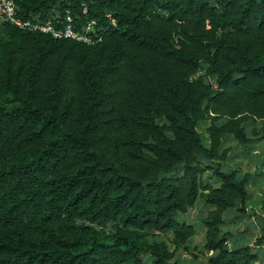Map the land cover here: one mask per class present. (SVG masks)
<instances>
[{"label": "trees", "instance_id": "trees-1", "mask_svg": "<svg viewBox=\"0 0 264 264\" xmlns=\"http://www.w3.org/2000/svg\"><path fill=\"white\" fill-rule=\"evenodd\" d=\"M13 1L101 40L0 23V264H179L196 226L206 264H264L224 229L264 180L224 170L227 142L264 140V0ZM196 203V226L180 222Z\"/></svg>", "mask_w": 264, "mask_h": 264}, {"label": "rangeland", "instance_id": "rangeland-1", "mask_svg": "<svg viewBox=\"0 0 264 264\" xmlns=\"http://www.w3.org/2000/svg\"><path fill=\"white\" fill-rule=\"evenodd\" d=\"M204 75V72L201 71L194 76V79L200 78ZM209 81H214L215 78H207ZM206 80V81H207ZM255 126L256 130H260L263 126L261 121H257L254 124H251L247 128L248 135L251 133V128ZM208 127L207 122H201L198 127V131L202 134L204 141L208 144V140L206 139L205 129ZM258 138H252V142L250 145L247 146H238L236 142L229 141L227 142L226 146L229 147L230 151V158L229 161L225 164L224 170L230 171H239V174H249L251 175V180L254 182L257 178V175L262 171L264 172V140L258 141ZM214 168V164L206 163ZM255 173H258L257 175ZM203 182L205 184L213 183L214 177L212 175V171H207L203 178ZM249 192V199H248V206L246 210V216L242 219L236 220V230H245V233H252L254 234V238L249 240L248 242H243L245 244H250V248L253 251H256L255 241L260 236V222L264 219V180H260L256 184H250L248 186ZM206 213V210L203 209L199 203H196L195 206L188 210L187 214L184 216H179L178 220L180 222H188L196 226L199 219L203 217ZM226 215V214H225ZM224 215V216H225ZM237 215V214H236ZM232 218V217H231ZM230 220L229 215L226 217V222ZM234 219H231V223L225 222L224 229L227 231H232ZM262 224V222H261ZM227 225V226H226ZM250 228V229H249ZM255 228V229H253ZM234 236L235 233L233 232ZM248 236V235H247ZM203 237L204 231L201 228L196 226V234L191 239L189 243V252L184 250L179 251L175 256V261L179 264H206L207 255L202 252L203 246ZM172 239L171 235H165L162 237V240L165 241L170 250L173 249V246L170 242ZM194 257H198L197 259ZM145 263L148 262L145 260Z\"/></svg>", "mask_w": 264, "mask_h": 264}, {"label": "built area", "instance_id": "built-area-1", "mask_svg": "<svg viewBox=\"0 0 264 264\" xmlns=\"http://www.w3.org/2000/svg\"><path fill=\"white\" fill-rule=\"evenodd\" d=\"M0 23H7L18 29L39 33L55 40H71L87 46L101 40L100 36L95 34L94 21L83 24L80 19H74L69 10L61 15L59 9H52L46 18L35 15L21 18L13 0H0ZM258 248L260 247H256L257 250Z\"/></svg>", "mask_w": 264, "mask_h": 264}, {"label": "crops", "instance_id": "crops-1", "mask_svg": "<svg viewBox=\"0 0 264 264\" xmlns=\"http://www.w3.org/2000/svg\"><path fill=\"white\" fill-rule=\"evenodd\" d=\"M227 215H229V217H230V220L228 221V222H226V217H227ZM232 217V218H231ZM231 219H233V215H232V213H227L225 216H224V221L226 222V223H231ZM233 223H235V222H233ZM227 226V225H226ZM236 223H235V226H233V229H232V231H229V230H227V231H229V232H231V233H235V235L238 237V239H239V242H241L243 245H248V246H250V244H245V243H243V242H248L249 240H251L252 238H254V234H252V233H245V230H236ZM250 229V228H249ZM253 229H255V228H253ZM248 235V236H247ZM258 247H260V248H258V250H262V251H264V244L263 245H261V246H258ZM257 251V250H256Z\"/></svg>", "mask_w": 264, "mask_h": 264}]
</instances>
